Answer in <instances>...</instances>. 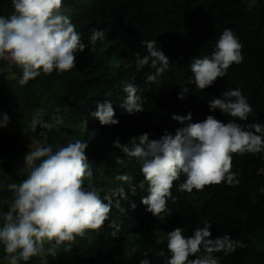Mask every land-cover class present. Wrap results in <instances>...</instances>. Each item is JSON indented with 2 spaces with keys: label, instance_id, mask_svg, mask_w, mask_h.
<instances>
[{
  "label": "trees",
  "instance_id": "obj_1",
  "mask_svg": "<svg viewBox=\"0 0 264 264\" xmlns=\"http://www.w3.org/2000/svg\"><path fill=\"white\" fill-rule=\"evenodd\" d=\"M62 11L70 15L89 48L91 28L106 29L108 35L97 42L94 52L86 48L77 53V66L70 72L42 73L23 87L17 83L22 75L19 67L11 64L2 68H8L4 71L14 76L0 77V112L12 117L9 126L0 129V201L11 197L10 183L26 179V169L17 173L14 169L23 165L28 146L32 150L43 143L41 132H47V144L54 148L77 138L89 141L86 154L94 173V186L107 192L119 186L128 189L127 183L115 181L117 174L132 176L133 184L140 181L139 162L127 159L113 147V141L118 137L124 144L133 136L161 132L164 127L178 124L171 116L179 114L178 110L185 106L192 108L196 121L213 115L227 123L231 117L219 109L212 111L208 100L219 97L225 90L240 88L255 113L248 122L264 123V0H63ZM11 12V0H0V15L9 16ZM225 28L239 37L244 46V61L233 64L226 77L200 91L195 84H189L188 66L192 58L211 54ZM144 40H156V46L174 65L158 85L144 83L152 71L150 67L136 69L134 53L146 54V47L141 45ZM122 83L141 86L143 112L128 115L120 109L126 95ZM183 87H189L190 92L180 100L178 93ZM105 99L116 104L118 125L102 126L89 117L96 110L97 101ZM66 106L67 113H55L57 107ZM37 108L45 109L43 118L48 122L54 123L53 115L62 116L63 125L51 131L39 126L35 131L28 129ZM232 171L238 173V186L221 183L194 192L191 209L181 205L183 194L173 188L172 194L178 199L175 204L168 201L163 221L147 212L141 203L147 187L143 191L138 189L135 196L129 195L128 201H121L125 213L112 209L110 218L123 221L117 238L105 226L99 231H88L83 238L77 237L68 252L61 247L56 257L37 256L28 264H140L145 259L144 253L162 264L157 253L163 249L168 255L166 233L181 222L185 223L182 226L186 235L207 222L212 224L213 238L227 234L245 242L247 247L227 256L214 253L220 264H264V246H259L264 245V158L247 153L234 155ZM220 199H225L223 209L216 211ZM133 202L135 209L131 207ZM0 210L7 211V207ZM140 228L144 229V236L138 242ZM4 255L0 245V259Z\"/></svg>",
  "mask_w": 264,
  "mask_h": 264
},
{
  "label": "clouds",
  "instance_id": "obj_2",
  "mask_svg": "<svg viewBox=\"0 0 264 264\" xmlns=\"http://www.w3.org/2000/svg\"><path fill=\"white\" fill-rule=\"evenodd\" d=\"M11 5L9 16L0 15V60L22 70L17 80L21 87L42 73L70 72L77 66V53L86 48L94 52L97 42L108 35L106 29L91 28L89 48L70 15L62 11L63 0H11ZM141 45L146 47V54L134 53L136 69L150 67L152 71L144 83L158 85L174 65L156 46V40H144ZM243 47L232 29L225 28L210 55L192 58L188 66L189 84H195L200 91L213 86L218 78L226 77L233 64L243 63ZM121 86L126 95L120 109L128 115L143 112L141 86L133 83ZM189 92V87L181 88L178 99H185ZM208 105L212 111L219 109L231 119L225 123L208 115L203 121H196L192 108L185 106L178 110L179 114L171 116L178 124L164 127L161 132L133 136L124 144L118 137L113 141L114 148L140 164L139 183L133 184V177L127 173L115 176V181L127 183V190L119 186L106 192L94 186V173L86 154L89 141L77 138L54 148L47 144V132H41L43 143L32 150L28 146L23 166L18 169L27 170L26 179L10 183L11 197L0 201V209L7 207V211L0 210V245L5 264H28L37 256L56 257L61 247L68 252L77 237L83 238L88 231H99L105 226L117 238L123 221L110 218L112 209L125 213L121 201H128L129 195L135 196L138 189L143 191L147 187L141 203L147 212L163 221L168 201L177 202L178 198L172 194L175 187L183 194L181 205L191 209L194 192L221 183L238 186V173L232 171L233 157L247 153L264 158V123L248 122L255 113L240 88L223 91L219 97L208 100ZM61 111L67 113L68 107L55 109V113ZM116 111V104L105 99L97 101L96 110L89 117L102 126L118 125ZM44 114V108L34 110L29 125L32 131L38 126L51 131L63 125L62 116L53 115L52 123L44 120ZM11 120L9 114L0 112V129L7 128ZM223 200L220 199L216 211L223 209ZM131 207L135 209L136 204L133 202ZM182 224L185 223L174 224L171 227L174 230L166 233L168 255L163 249L157 253L162 264H220L214 253L227 256L247 247L243 240L227 234L213 238L211 223L195 227L190 235L185 234ZM143 236L144 229L140 228L137 241ZM143 255L145 259L140 264H160L151 259V254Z\"/></svg>",
  "mask_w": 264,
  "mask_h": 264
},
{
  "label": "rangeland",
  "instance_id": "obj_3",
  "mask_svg": "<svg viewBox=\"0 0 264 264\" xmlns=\"http://www.w3.org/2000/svg\"><path fill=\"white\" fill-rule=\"evenodd\" d=\"M3 62H5L6 65H2ZM11 64H12V63H10V62H8V61H3V60H1V62H0V71H1V72H0V77H3L2 74H5V76H7V77H13V76H14V74H13L12 72L4 71V70H7L8 68H6V69H2V68H5V67H9V66H11ZM6 73H8V74H6ZM23 114H25V112H24ZM29 125H30V122H28V129L30 128ZM29 143L32 145V144H33V141H30ZM19 165H20V164H19ZM22 166H23V165H20L19 167L15 168L14 171H16V173H17V172H20V170H18V169H20ZM259 246H264V245H263V244H260ZM0 264H5L3 258L0 259Z\"/></svg>",
  "mask_w": 264,
  "mask_h": 264
}]
</instances>
